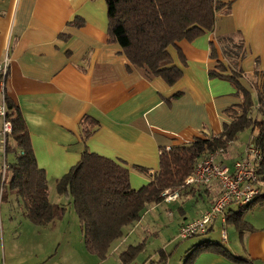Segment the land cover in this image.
Segmentation results:
<instances>
[{
  "label": "crops",
  "instance_id": "crops-1",
  "mask_svg": "<svg viewBox=\"0 0 264 264\" xmlns=\"http://www.w3.org/2000/svg\"><path fill=\"white\" fill-rule=\"evenodd\" d=\"M219 1L224 7L216 14L213 31L169 48L172 65L182 75L168 86L160 77L147 78L141 69L126 70L128 61L107 32L104 0H0V62L8 65L4 96L24 120L37 167L45 173L48 200L59 207L52 223L36 226L58 238L52 241L56 244L47 264H104L134 231L156 236L173 226L178 232L210 209L219 194L217 182L184 187L176 200L148 205L111 244L105 259L92 260L72 204L57 194L55 183L87 150L128 169L130 187L137 190L158 171L161 149L215 137L231 121L226 110L239 105L241 96L226 79L208 76L216 61L223 62L215 38L244 41L240 68L247 80L264 72V0ZM211 42L217 59L209 55ZM83 116L97 123L85 142ZM233 145L216 161L231 168L243 151L235 154ZM239 208L230 204L218 215L202 242L218 244L243 262L201 251L192 264H264V199L243 212L250 229L242 233L226 222V214Z\"/></svg>",
  "mask_w": 264,
  "mask_h": 264
},
{
  "label": "trees",
  "instance_id": "trees-1",
  "mask_svg": "<svg viewBox=\"0 0 264 264\" xmlns=\"http://www.w3.org/2000/svg\"><path fill=\"white\" fill-rule=\"evenodd\" d=\"M107 32L112 42L119 45L129 65L126 70L141 69L144 75L160 77L173 86L181 78V70L172 65L170 47L179 41L191 42L213 31L216 14L224 7L219 0H104ZM220 47L222 61H216L208 72L210 78L229 81L241 96V103L226 110L231 121L223 123L221 132L209 139L193 141L160 150L158 171L141 188L131 189L128 169L115 161L84 150L79 161L55 183L58 195L70 200L78 218L83 244L87 252L99 259L106 258L111 244L123 236L125 227L136 223L148 205L162 202L165 190L182 192L185 178L192 173L198 160L218 150L227 151L239 132L249 130L250 143L260 153L257 181L264 184V72H254L253 80L244 77L240 62L245 56L244 41L232 36L215 38ZM210 57L217 59L214 43L209 44ZM177 54L182 59L180 51ZM251 91L256 96L253 103ZM175 94L174 97H178ZM7 117L12 131L6 138L5 154L14 153L8 177L2 184V195L8 193L20 199L24 215L35 226L53 222L59 207L48 200L45 173L37 167L29 142V135L19 111L5 98ZM96 121L83 116L80 121L82 141L85 142L96 128ZM8 141L12 145H8ZM137 171L146 174L142 168ZM263 190V188H261ZM255 198L238 211L226 214V222L242 233L250 227L242 219L243 212L257 200ZM208 233V231H207ZM206 233V234H207ZM144 250V241L128 246L119 254V264H131ZM201 251L223 255L234 262H243L222 246L209 241L191 247L182 264H192Z\"/></svg>",
  "mask_w": 264,
  "mask_h": 264
},
{
  "label": "rangeland",
  "instance_id": "rangeland-1",
  "mask_svg": "<svg viewBox=\"0 0 264 264\" xmlns=\"http://www.w3.org/2000/svg\"><path fill=\"white\" fill-rule=\"evenodd\" d=\"M251 97L255 103L256 96L253 91H251ZM249 135V130L239 132L230 150L235 154L242 151ZM8 145H12V142L8 141ZM14 160L15 156L12 152L4 155L0 149V264H47L48 257L54 248L52 241H57L58 238L27 222L23 215L21 200L15 195L9 194L7 190L2 195L4 177L7 179L9 175L8 169L3 171V163L8 167ZM177 233L173 226L158 230L156 236L151 235V231L144 233L136 230L126 236L124 241H120V248L114 253L110 252L104 264H119L117 259L119 252L143 241L144 250L136 255L131 264H141L142 257L144 261L146 260L145 264H182L191 247L206 240V234L180 239ZM161 254L164 258L163 262L160 261ZM88 257L92 260L98 258L94 254Z\"/></svg>",
  "mask_w": 264,
  "mask_h": 264
},
{
  "label": "built area",
  "instance_id": "built-area-1",
  "mask_svg": "<svg viewBox=\"0 0 264 264\" xmlns=\"http://www.w3.org/2000/svg\"><path fill=\"white\" fill-rule=\"evenodd\" d=\"M7 66L6 60L0 62V149L4 155L6 138L12 131L10 119L7 117L4 96ZM251 139L249 136L242 155L233 162L231 168L216 161L217 155L223 152L218 150L214 154L201 157L194 166L192 173L185 178V187L190 185L208 186L215 181L219 187V194L206 213L179 227L177 236L180 239L206 234L215 218L223 214L230 204L245 207L255 198L264 196V184L257 181V167L261 161V156L250 143ZM165 149L169 150L170 146L165 147ZM6 169L7 166L3 163V171ZM161 197L164 202L174 201L179 197V191L165 190L161 193ZM221 239H225L223 232Z\"/></svg>",
  "mask_w": 264,
  "mask_h": 264
}]
</instances>
